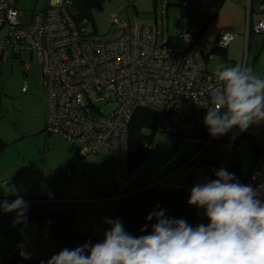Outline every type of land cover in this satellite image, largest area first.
<instances>
[{"label": "built area", "instance_id": "1", "mask_svg": "<svg viewBox=\"0 0 264 264\" xmlns=\"http://www.w3.org/2000/svg\"><path fill=\"white\" fill-rule=\"evenodd\" d=\"M74 1L47 0L24 24L16 0H0V65L24 51L37 56L46 134L72 147L78 144L79 164L88 155L108 154L115 193L107 200H114L130 194L147 175L145 166L130 169L128 163V124L135 110L153 113L156 132L181 135L204 143L205 148L213 143L212 136L205 137L204 117L214 107L212 90L219 84L207 63L211 48L225 49L235 35L218 34L206 52L197 46L189 28L178 33L181 45L159 44L157 25L143 24L130 8L126 18L112 15L117 35L103 41L92 37L95 29L90 20H74ZM260 11L262 18L254 31L264 37V0ZM257 134L255 124L243 132L233 127L220 140L232 147L242 136ZM62 172L71 175L69 167ZM242 184L264 185V171L253 167ZM260 199L264 201V192ZM0 264L40 263L0 250Z\"/></svg>", "mask_w": 264, "mask_h": 264}, {"label": "rangeland", "instance_id": "2", "mask_svg": "<svg viewBox=\"0 0 264 264\" xmlns=\"http://www.w3.org/2000/svg\"><path fill=\"white\" fill-rule=\"evenodd\" d=\"M46 2L47 0H16L15 6L20 12L22 23L27 24L32 13L39 11ZM176 2L188 5L187 0ZM200 2L202 4L199 7ZM261 2L262 0H190V17L194 18L200 11L203 18L198 30L207 22L201 36L204 44L198 47L207 49L204 50L206 52L218 34L235 35L225 52L222 49L211 51L212 58L207 65L209 71L214 73V68L219 64L232 67L240 64L251 68L255 74L264 76V37L254 31L262 18ZM130 8L137 15L156 19L160 31L157 38L159 44H182V38L176 34L185 22L179 16V6L168 5V0H158L156 7L152 0H106L100 11L92 13L96 29L92 37L103 41L115 37L116 30L111 24L112 15L126 18ZM191 18H188L189 24H192ZM23 85L26 86L24 91ZM43 119L41 68L37 56L24 51L20 56L10 58L7 63L0 65V137L5 142L0 156V202H13L16 195L11 194L10 190H17L29 204V209L26 213L27 221L15 226L13 221L16 213H6L0 209V250L17 252L19 255L24 250L30 254L28 259L20 255L24 261L40 264L43 261L47 264L62 249H75L82 246V242L76 239L66 247L61 237L47 231L37 219H31V209L35 216L62 212L65 209L73 211L79 233L92 231V211L104 213L107 215L105 219L111 220H114L115 211L112 202L107 200L94 203V206L91 205L94 201L81 204L73 200L72 203H62L67 202L64 199L70 200V197L95 196L96 191H102L103 195L111 194L114 187L111 158L108 154L88 155L80 164L77 163V150L80 146L74 145V153H70L68 142L67 144L54 134L46 135L42 129ZM261 138V143H264V137ZM191 140L171 133H155L150 143V155L144 162L147 171L145 179L161 188L186 186L188 182L184 180V166L197 158L200 151L203 153L201 157L208 156L214 161L215 171L211 180L217 178L215 172L220 168L233 173L237 178L240 174L246 175L252 165L261 167L264 164V152L260 151L256 159L252 143L246 138L241 139L237 151L236 146H227L221 140L206 147L204 151V143L197 147ZM63 167L70 168L69 177L61 172ZM105 219V224L101 226L97 219L94 221L95 234L90 235L104 236L105 231L110 230L111 226Z\"/></svg>", "mask_w": 264, "mask_h": 264}, {"label": "clouds", "instance_id": "3", "mask_svg": "<svg viewBox=\"0 0 264 264\" xmlns=\"http://www.w3.org/2000/svg\"><path fill=\"white\" fill-rule=\"evenodd\" d=\"M214 75L219 87L212 90L214 107L204 117L210 136H223L233 127L243 132L264 121V76L240 64H219ZM215 176L195 185L188 200L189 205L205 209L207 225L193 227L154 209L146 217L156 221L151 233L135 237L119 219H107L111 228L102 242L64 248L47 264H264V201L260 199L264 185L241 184L224 168ZM10 192L16 199L0 202V209L16 213L15 226L27 221L29 204L17 190ZM20 255L30 258L24 250Z\"/></svg>", "mask_w": 264, "mask_h": 264}, {"label": "trees", "instance_id": "4", "mask_svg": "<svg viewBox=\"0 0 264 264\" xmlns=\"http://www.w3.org/2000/svg\"><path fill=\"white\" fill-rule=\"evenodd\" d=\"M105 1L106 0L74 1L72 4V16L74 20L79 22L83 18H87L94 25L92 13L94 11H100ZM157 1L158 0H152L154 7H156ZM168 4L179 6L180 14L184 17L187 15L185 5L176 4L174 0H168ZM218 50V48L214 47L211 48L210 52ZM223 50L225 52V49ZM155 133L157 132L155 131L153 113L142 108L135 110L128 124V163L130 169L140 165L144 166V162L150 155V143ZM205 137H210L209 131L205 133ZM220 137H213L212 142L214 143L220 140ZM247 139L251 141L257 159L261 151L260 147L252 138L247 137ZM4 148L5 142L0 137V153ZM209 163L214 164L202 157L201 164L206 165ZM237 180L239 181V179ZM153 183L152 181L145 182L144 179L141 183L134 186L130 194L110 200L115 209V220L119 219L123 223L124 229L129 234L135 237L150 234L152 231L151 226L156 221L155 218L146 220V217L154 209L165 210V214L169 218L184 219L193 227L199 224L207 225L209 223L204 214L205 209L198 208L195 205H189L188 200L191 189L187 190L182 187L161 188L158 185H153ZM240 183L242 184V182ZM30 211L31 219H37L47 231H51L61 237L66 247H69L76 239H80L82 245L87 242L95 244L102 242L104 239V236L80 234L78 232L76 215L73 211L65 209L62 212H51L38 216H35L32 209ZM145 225L148 227L144 232H141V229L144 228Z\"/></svg>", "mask_w": 264, "mask_h": 264}, {"label": "crops", "instance_id": "5", "mask_svg": "<svg viewBox=\"0 0 264 264\" xmlns=\"http://www.w3.org/2000/svg\"><path fill=\"white\" fill-rule=\"evenodd\" d=\"M188 1V5L190 4V0H187ZM174 2L177 4V2H176V0H174ZM202 3L200 2L199 4H198V6L200 7V5H201ZM168 5H172V4H168ZM183 5V4H182ZM188 5H185L186 6V9H187V15L184 17V16H182L181 14H180V9H178L179 11V16L181 17V18H183L184 19V22H185V25L183 26L184 28H189V29H191L193 32H194V34H195V39L197 40L196 42H197V46H200L201 44L203 45L204 44V42H202V40H201V36H202V33L204 32V29H205V27L207 26V22H205V24L201 27V29L200 30H198V28H199V23H201V21L203 20V18H202V16L200 15V11H198V13H196L195 15H194V18H191L190 17V10H189V6ZM172 6H175V5H172ZM177 6V5H176ZM135 12V11H134ZM136 14V13H135ZM137 15V14H136ZM137 17L139 18V20L143 23V24H146V25H156V19L155 20H152V19H148V18H146L145 16H140V15H137ZM188 18H191V23L192 24H189V21H190V19H188ZM183 27H182V29H183ZM194 28H196V30L194 29ZM181 30V29H180ZM179 33V32H178ZM178 33L176 34V36L178 35ZM117 35V34H116ZM115 35V36H116ZM216 39V38H215ZM235 39V38H234ZM232 43V42H231ZM230 43V44H231ZM229 44V45H230ZM228 45V46H229ZM206 46V45H205ZM227 46V47H228ZM227 47L225 48V50L227 49ZM200 48V47H199ZM200 49H202V48H200ZM204 50H207V49H204ZM207 65H208V63H207ZM257 127H258V134H257V136L256 137H254V138H252L254 141H255V143L260 147V150L262 151V150H264V143H261V141L260 140H262V138L261 137H264V121H261L260 123H256L255 124ZM42 129H44V119H43V128ZM47 135V134H46ZM58 137V136H57ZM242 138H246L247 139V137L246 136H242L237 142H236V144H235V146H236V151L239 149V144H240V142H241V139ZM61 139V138H60ZM63 140V139H62ZM65 141V140H64ZM192 142H194V144L195 145H197V147L201 144V143H198L196 140H191ZM66 143H67V141H65ZM68 144V143H67ZM69 146V148H68V150H69V152L71 153V152H73V150H72V146L71 145H68ZM205 149L206 148H204L203 150L205 151ZM2 153V152H1ZM1 153H0V156H1ZM74 153V152H73ZM203 154V153H202ZM202 159V158H201ZM201 159H200V161H198V162H196L195 163V166L192 168V167H187L186 169H185V174H184V180L185 181H187L188 182V184L186 185V186H179V185H177L176 187H182V188H185V189H187V190H190V189H192L193 187L191 186V184H190V181H189V177H190V173H191V171L197 166V165H200L201 164ZM206 159L209 161V162H214L210 157H208V156H206ZM207 166H214V164H212V163H209V164H206ZM73 166H74V164H73ZM72 166V167H73ZM254 165H252L250 168H249V170H248V172L246 173V175H243V176H241V174H240V176L238 177V179H239V181L240 182H243V180L248 176V174L250 173V171L253 169L252 167H253ZM257 168H259L260 170H262V171H264V164H262L261 165V167H257ZM214 171H215V166H214ZM213 171V172H214ZM62 172V171H61ZM213 172H212V176H213ZM76 178V179H75ZM75 178H73V179H75V180H77V177H75ZM167 179H168V177H167ZM70 180V179H69ZM165 180H166V178H165ZM113 181V180H112ZM145 182H149V181H147V179H145ZM151 182V181H150ZM114 186V185H113ZM97 193V194H96ZM114 193H115V188L113 187V190H112V193L111 194H109V195H103L102 194V191H96L95 192V196H93V195H89V196H87V197H80V196H75V197H73V198H71L70 197V200H67V199H64L63 201H67V202H62V203H72L73 202V200L74 201H78V202H80L81 204L82 203H84V202H88V201H94L93 202V204H91V205H96V204H94V203H98V202H101V201H106L108 198H110L111 196H113L114 195ZM90 194H92V193H90ZM37 195H39V194H37ZM93 196V197H92ZM69 199V198H68ZM90 199H92V200H90ZM107 201H110V200H107ZM92 203V202H91ZM112 208L114 209V206H113V204H112ZM114 211H115V209H114ZM114 214H115V212H114ZM91 217H92V219H93V223H92V225H91V230L92 231H90V232H87V231H85V232H81L80 230V234H87V233H89V234H95V233H93L94 232V226H95V224H94V221H96V219L98 220V225L99 226H101V225H104L105 223H104V219L107 217V215L106 214H104V213H101V212H91ZM95 217H96V219H95ZM108 217H109V215H108ZM110 218V217H109ZM105 220H107V219H105ZM114 220H115V216H114ZM78 224H79V222H78ZM111 226V225H110ZM79 227H80V225H79ZM107 228V227H106ZM109 228V227H108ZM111 228V227H110ZM94 236H101V235H94Z\"/></svg>", "mask_w": 264, "mask_h": 264}, {"label": "water", "instance_id": "6", "mask_svg": "<svg viewBox=\"0 0 264 264\" xmlns=\"http://www.w3.org/2000/svg\"><path fill=\"white\" fill-rule=\"evenodd\" d=\"M194 167V166H193ZM192 167V168H193ZM214 168L205 164L197 165L190 173L189 181L192 187L211 180Z\"/></svg>", "mask_w": 264, "mask_h": 264}, {"label": "flooded vegetation", "instance_id": "7", "mask_svg": "<svg viewBox=\"0 0 264 264\" xmlns=\"http://www.w3.org/2000/svg\"><path fill=\"white\" fill-rule=\"evenodd\" d=\"M201 154H202V151H200V152L198 153V157L195 158L194 161H193L188 167H193V166H195V163L198 162V161H200V159L202 158V157H201ZM186 168H187V167H186Z\"/></svg>", "mask_w": 264, "mask_h": 264}]
</instances>
